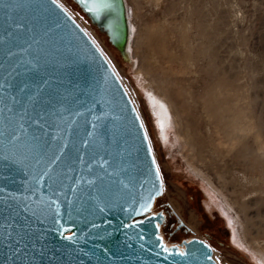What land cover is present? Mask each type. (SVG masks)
Instances as JSON below:
<instances>
[{
  "label": "rangeland",
  "instance_id": "374dc122",
  "mask_svg": "<svg viewBox=\"0 0 264 264\" xmlns=\"http://www.w3.org/2000/svg\"><path fill=\"white\" fill-rule=\"evenodd\" d=\"M61 2L111 60L143 123L164 181L152 211L167 213V243L197 236L220 264H264V0H125L128 59L73 0ZM149 91L173 104L167 141ZM172 210L184 234L170 228Z\"/></svg>",
  "mask_w": 264,
  "mask_h": 264
},
{
  "label": "water",
  "instance_id": "95a60500",
  "mask_svg": "<svg viewBox=\"0 0 264 264\" xmlns=\"http://www.w3.org/2000/svg\"><path fill=\"white\" fill-rule=\"evenodd\" d=\"M73 1L119 51L126 33L123 0H114L115 10L104 9L99 18L82 9L79 0ZM69 15L71 19L50 0H0V81L49 80L45 95L55 97V109L47 119L52 134L59 126L69 141L64 163L53 166L59 178L51 190L45 181L39 185L41 190L34 192L35 182L29 179L32 173L0 166V189L5 190L0 191V223L9 216V205L19 216L30 218L36 235L43 234L37 249L45 246L36 264H205L203 253L213 256V251L199 243H185L205 241L197 236L177 243L188 251L187 257L156 255L160 250L154 225L163 224L164 214L161 218L133 212L141 196L152 191L154 183L159 184L145 130L120 79L111 75V66ZM18 24L23 27L17 28ZM38 55L41 71L26 73L28 61ZM44 99L42 96L41 102ZM83 140L89 145L84 146ZM62 142H54L53 151ZM101 157L107 165L101 166ZM13 194L21 199H12ZM23 204L29 207L27 213ZM56 219L60 225L54 223ZM133 220L140 223L134 225ZM69 232L76 234L75 241L64 239ZM8 255L7 248L0 245V262Z\"/></svg>",
  "mask_w": 264,
  "mask_h": 264
},
{
  "label": "snow or ice",
  "instance_id": "6c2138e0",
  "mask_svg": "<svg viewBox=\"0 0 264 264\" xmlns=\"http://www.w3.org/2000/svg\"><path fill=\"white\" fill-rule=\"evenodd\" d=\"M50 4L71 19L69 9L61 0H50ZM79 5L82 9H86L89 13H92L94 18H99L100 13L104 9L115 10L116 8L114 0L112 2H109V0H79ZM16 27L21 28L23 25L18 24ZM76 27L79 28V25H76ZM80 31L89 36L96 51L111 66V75L119 79V74L115 71L111 60H108L104 50L100 48L97 41L85 29H80ZM8 55L11 56L13 53L9 52ZM28 63L30 67L24 69L26 73H39L43 67L39 55L33 58V60L28 61ZM48 87L49 80L43 79L42 77L39 79L33 77L27 81H21L18 84L7 79L0 81V166L4 168L18 167L25 173H32L29 179L35 182V186L32 189L34 192L40 191L39 185L45 181H48L47 187L49 190L52 189L59 178V174L55 172L53 166L64 163V158L67 155L66 150L69 147L68 138L62 136L63 129L57 126L55 129L56 134H52L53 127L47 117L54 113L55 104L53 100L55 97L50 94L45 95V90ZM42 96L45 97L43 102H41ZM136 118L139 119V116L137 115ZM140 126L143 127V123ZM92 127L95 129L96 125L93 124ZM88 135L91 136L92 132H89ZM146 138L147 136L145 134ZM50 140L53 143H50ZM57 141L63 142L53 151L54 142ZM89 143L88 140L82 141L84 146H88ZM148 152H151V145L148 146ZM83 162L81 156L80 163L82 164ZM100 163L103 166L107 165L108 161L101 157ZM151 163L153 165L156 164L154 157ZM68 170L72 171L71 168ZM155 177L159 181L158 186L154 183L152 191L146 196H141L139 207H134L133 212L137 214L149 213L152 216L158 215L163 218V213L152 211L153 201L156 200L157 196L162 195L164 190V181L158 165L155 168ZM25 185V190H27V182H25ZM0 191L5 190L0 189ZM153 192L155 193L154 195ZM11 198L17 201L21 199L20 196L15 194ZM23 199L27 200L28 197H23ZM22 209L25 213L29 211L27 204H23ZM32 215L35 216L36 213L32 212ZM56 215H59L58 210ZM54 223L60 225L59 219L54 220ZM139 223L140 221L137 220L132 221L134 225ZM93 227L96 226L93 225ZM125 227H128V225H125ZM160 228L161 224L157 222L154 225V230L157 241L156 247L160 251L156 255L159 256L161 253H164L187 257L189 253L184 248L177 244L169 246L165 242L164 236L159 231ZM61 229L62 226L57 231H61ZM75 236L76 234L74 232H69L64 236V239L75 241ZM42 239L43 234L36 235L30 218L26 215L19 216V213L9 205V216L4 217L3 223H0V245L7 248L9 255L0 264H36L37 256L43 257L44 254L45 246L43 244H41L40 249H37V244ZM185 243L187 245L199 243L202 247L215 251L211 245L202 240L196 241L194 239L186 241ZM203 256L205 264H220L219 257H216L214 260V257L208 251H205Z\"/></svg>",
  "mask_w": 264,
  "mask_h": 264
},
{
  "label": "bare ground",
  "instance_id": "6f19581e",
  "mask_svg": "<svg viewBox=\"0 0 264 264\" xmlns=\"http://www.w3.org/2000/svg\"><path fill=\"white\" fill-rule=\"evenodd\" d=\"M123 3L125 6V17H126V31L125 32L126 33H125L124 42L119 47L118 52L124 59H128L129 57L127 55L128 54L127 52H133V50H134L132 47L134 44L133 41H135V40L133 39V41H132V37H133L132 35L135 31L132 32L131 24H130L128 17H127V9H126L125 0H123ZM149 92H150L149 98H150L151 103L153 105L154 113L156 114V119H157L156 124L160 129H162L163 139L167 141L168 140V130L167 129L169 127L167 124L170 123V120L172 119L173 114L175 115L173 104L170 103L171 102L170 100H169L170 101L169 102L168 99H165L164 97L160 96L159 94L153 93L151 91H149ZM192 219H193V216L190 215V221H192Z\"/></svg>",
  "mask_w": 264,
  "mask_h": 264
},
{
  "label": "flooded vegetation",
  "instance_id": "af4514ba",
  "mask_svg": "<svg viewBox=\"0 0 264 264\" xmlns=\"http://www.w3.org/2000/svg\"><path fill=\"white\" fill-rule=\"evenodd\" d=\"M192 189L193 190L191 192L194 193L195 188L193 187ZM160 211H162L164 214V221H163L164 223L166 220L167 213L164 210H160ZM168 215L172 217L171 222H170V228L174 231V233L184 234L185 232H187V230L189 229V226L183 220H181V218L178 216V214L174 210H172V212H168ZM184 239H188V238H181V241ZM168 244H175V243L170 242Z\"/></svg>",
  "mask_w": 264,
  "mask_h": 264
},
{
  "label": "trees",
  "instance_id": "16d2710c",
  "mask_svg": "<svg viewBox=\"0 0 264 264\" xmlns=\"http://www.w3.org/2000/svg\"><path fill=\"white\" fill-rule=\"evenodd\" d=\"M161 229V228H160ZM165 242L167 243V241L165 240Z\"/></svg>",
  "mask_w": 264,
  "mask_h": 264
}]
</instances>
